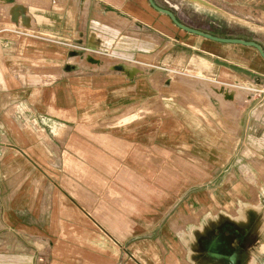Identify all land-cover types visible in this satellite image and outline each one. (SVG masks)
Segmentation results:
<instances>
[{
    "label": "crops",
    "instance_id": "obj_1",
    "mask_svg": "<svg viewBox=\"0 0 264 264\" xmlns=\"http://www.w3.org/2000/svg\"><path fill=\"white\" fill-rule=\"evenodd\" d=\"M206 3L209 34L264 49V0ZM221 236L264 264L258 52L148 0H0L4 263L223 264Z\"/></svg>",
    "mask_w": 264,
    "mask_h": 264
},
{
    "label": "rangeland",
    "instance_id": "obj_2",
    "mask_svg": "<svg viewBox=\"0 0 264 264\" xmlns=\"http://www.w3.org/2000/svg\"><path fill=\"white\" fill-rule=\"evenodd\" d=\"M162 5L163 9L173 11L180 18V22L188 28H193L205 33L211 32L208 22L205 18V13L208 11L206 0H157ZM232 30V29H230ZM242 31V30H241ZM249 31H243L242 33L248 34ZM260 40L264 39V36L258 33ZM221 95L228 99L233 93L230 90L221 91ZM2 246V245H0ZM0 264L4 263V257H0ZM42 264H47L46 261H42Z\"/></svg>",
    "mask_w": 264,
    "mask_h": 264
},
{
    "label": "water",
    "instance_id": "obj_3",
    "mask_svg": "<svg viewBox=\"0 0 264 264\" xmlns=\"http://www.w3.org/2000/svg\"><path fill=\"white\" fill-rule=\"evenodd\" d=\"M148 3L151 5L152 8H154L157 12H159L160 14L166 16L169 18V20L171 22H173L175 24V26L180 29L181 31L187 33V34H192V35H195V36H198L200 38H203V39H206V40H211L213 42H216V43H219V44H224V45H227V44H232V45H239V46H242V47H249V48H253L255 49L259 56L262 57V59H264V49L259 45L257 44L256 42H253V41H247V40H241V39H232V38H226V39H223V38H219V37H216L214 35H211V34H206L202 31H199V30H196V29H193V28H188L187 26L183 25L178 19L177 17L175 16V14L171 11H168V10H165L163 8H161L158 4L155 3L154 0H148ZM219 238L220 237H216V240L215 242L211 243L210 244V252L212 253V255L214 253L218 254L220 257L222 256H227L229 258V256L234 253V251H236L233 247H232V243L231 245L228 244V242L224 239L223 240V243H225V248H226V252H220L218 253L217 250H212L211 249V245L212 247H214L217 243V241H219ZM233 242V240H232Z\"/></svg>",
    "mask_w": 264,
    "mask_h": 264
},
{
    "label": "bare ground",
    "instance_id": "obj_4",
    "mask_svg": "<svg viewBox=\"0 0 264 264\" xmlns=\"http://www.w3.org/2000/svg\"><path fill=\"white\" fill-rule=\"evenodd\" d=\"M19 9H23V11H24V13H25V17H27V26L30 24V19H29V17L27 16V11H26V8H23L22 6H13L12 7V10H13V14L11 15L10 14V17H11V20H12V22L14 23V24H16V21L15 20H18L20 17H22L18 12H17V10H19ZM92 60V59H91ZM93 61V60H92ZM95 63H98V62H95ZM115 70L118 72V71H121V72H124V73H126L128 76H133L135 73H136V71H137V68L135 69L134 67H129L128 65H126V64H119L116 68H115ZM226 240L227 242H228V244L229 245H231V243H232V240L233 239H231V238H225V236H221L220 238H219V241H217V243H216V245L214 246V247H212V245H211V249L212 250H217V252L218 253H220V252H226V248H225V243H223V240ZM209 244H211V243H209ZM240 253H242L241 251H238V250H236V251H234V253H232L231 255H230V257L228 258V259H225V258H223V257H220L218 254H216V253H214L213 255L211 254V255H209V257L210 258H212V260H216V261H219V262H221V263H223V264H227V262L226 261H229L230 260V258H231V262H233V264H240V257H239V255H240ZM239 261V262H238Z\"/></svg>",
    "mask_w": 264,
    "mask_h": 264
},
{
    "label": "trees",
    "instance_id": "obj_5",
    "mask_svg": "<svg viewBox=\"0 0 264 264\" xmlns=\"http://www.w3.org/2000/svg\"><path fill=\"white\" fill-rule=\"evenodd\" d=\"M209 21H212V24L215 25V21L209 18Z\"/></svg>",
    "mask_w": 264,
    "mask_h": 264
}]
</instances>
